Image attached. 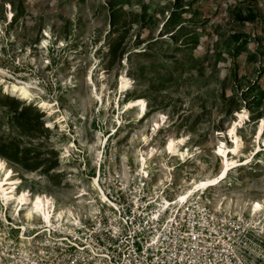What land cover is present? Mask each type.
Wrapping results in <instances>:
<instances>
[{"label": "rangeland", "instance_id": "obj_1", "mask_svg": "<svg viewBox=\"0 0 264 264\" xmlns=\"http://www.w3.org/2000/svg\"><path fill=\"white\" fill-rule=\"evenodd\" d=\"M45 42L48 49L42 50ZM0 71V159L20 179L19 192L49 196L90 229L106 210L94 178L110 197L131 207L136 161L146 151L142 139L160 121L171 127L163 126L147 148L162 151L169 138L186 136L190 148L203 152V167L175 171L176 185L220 171L214 152L235 124L245 153L254 152L264 119V0H1ZM123 76L132 84L127 99L119 90ZM16 81L30 88L34 103L7 94ZM137 98L147 102L150 115L128 127L139 110L125 115L124 105ZM42 101L51 107L43 109ZM52 108L56 113L50 116ZM239 113L245 115L242 122ZM230 140L225 139L229 146ZM256 165L264 169L263 154ZM255 166L236 171L245 183L231 179L233 187L221 190L264 202V173L254 172ZM82 190L90 195L79 204ZM216 192L222 191L211 194ZM88 201L95 203L87 206ZM6 217L11 221L12 212L0 205L1 264L9 261L2 255L11 247L45 249L48 264H57L51 251L62 247L41 235L18 248L19 231ZM22 251L10 255L20 260Z\"/></svg>", "mask_w": 264, "mask_h": 264}, {"label": "bare ground", "instance_id": "obj_2", "mask_svg": "<svg viewBox=\"0 0 264 264\" xmlns=\"http://www.w3.org/2000/svg\"><path fill=\"white\" fill-rule=\"evenodd\" d=\"M1 2V0H0ZM10 23L14 18L11 15L8 17ZM48 37V35H46ZM42 50L48 49V43L41 47ZM1 73V71H0ZM89 81L92 85L93 73L90 74ZM106 92V89H104ZM119 90H121V99L128 97L132 91V84L128 76H123L119 81ZM7 94H12L14 98L22 102H33L34 94L30 88L22 82L16 81L12 84V89H8ZM98 99L102 103L103 98L98 91L96 92ZM42 108L49 109L51 106L46 101H42ZM113 108L106 110L107 114H111ZM135 108L139 110V119L134 121H127L126 126L130 127L135 123L144 122L150 115L148 113L147 102L143 98H137L134 101L125 102V115H129ZM50 116L56 113V111L49 110ZM146 114V115H145ZM145 115V117H143ZM239 120L242 122L245 119V115L239 113ZM157 123V127L148 135H145L142 139L145 153L136 161L138 166V178L134 192V203L139 208L144 207L150 210V206L154 208V212L151 214L153 221L161 222L162 217H166L168 221V227H171V222L182 213L184 206H186L191 200L198 201L201 204L207 200L212 201L214 209L216 211H224L230 215H236L238 217H244L248 215L249 225L253 229L264 230V202L262 200H247L242 199L241 194L230 192L227 190H221L226 187H233L229 184V181L233 179L239 183H245L242 179V175L236 173L241 170L240 168H246L255 166L257 164V158L260 154L264 155V119L260 122L256 132V149L250 155L245 153V141L239 133L238 125L235 124L229 129L228 133L223 134V139L216 148L214 155L221 160V168L217 174L201 177L200 179L191 180L185 183V179L180 180V184L176 185L175 171L184 166L187 169V165H196L203 167V152L201 148H190L189 137L169 138L162 151L157 148H147L151 141H154L161 135L162 127L167 126V122L163 121ZM121 125L119 130L124 126L123 123L118 122ZM113 136H117L116 128H114ZM122 135V133H120ZM112 136V137H113ZM232 139L231 146L225 141V139ZM109 144V140L106 143L100 145V150H106ZM242 158V159H241ZM161 159L160 165L159 160ZM262 164V161H258ZM156 166L160 170L152 172L151 168ZM254 172L264 173V169L261 166L256 165ZM8 172V175L0 181V205L5 212H12L11 221L6 217L5 222L13 229L19 231V244L18 248H23L27 245H31V242L36 240L41 235H47L48 240H57L61 243L71 241L70 237H77L80 233L79 222L75 218V213L71 209L66 207L58 208L52 198L46 195L32 196L30 191L19 192L20 179L15 175V171L6 166L3 159H0V173ZM0 174V176H1ZM101 174H99L100 177ZM124 179L129 180L128 175H125ZM126 183V182H125ZM94 191L98 193L97 198L99 203L106 208V215L112 217L114 222L117 217L114 215V209H119V206L114 202L109 195L100 186L99 178H94ZM125 185V184H124ZM148 185V186H147ZM174 188V189H173ZM222 191L211 194L212 191ZM178 191V192H177ZM173 195L172 200H168L166 196L168 193ZM228 192V194H226ZM220 193V194H217ZM89 193L86 190H82L81 194L77 197L79 204H84L85 199L89 197ZM91 198H89L90 200ZM95 201H88L87 206H91ZM141 210V209H140ZM97 213V212H96ZM143 213V212H141ZM147 213V212H146ZM177 213V214H176ZM34 231V234L30 237L27 236V230ZM56 233H62V236L56 237ZM56 237V238H53ZM157 238H154V242H157ZM81 250H84L82 246H79ZM88 249L92 250L91 245L88 243ZM22 250L9 248V254H4L2 257L8 258L7 264H38L30 255V251H22V256L10 255L11 253H19ZM2 258H0L1 264Z\"/></svg>", "mask_w": 264, "mask_h": 264}, {"label": "built area", "instance_id": "obj_3", "mask_svg": "<svg viewBox=\"0 0 264 264\" xmlns=\"http://www.w3.org/2000/svg\"><path fill=\"white\" fill-rule=\"evenodd\" d=\"M110 198L119 206V209L113 210L118 218L112 222V217H108L104 210L103 219L97 220L93 228L89 229L87 222H79L81 231L77 237H70L71 241L64 243L53 240V245L62 247L59 253L55 249L51 251L54 262L264 264V230L253 229L250 223H246L249 220L248 215L244 214L241 218L224 211H216L210 200L201 204L191 200L179 216L176 213L171 227L167 228L169 220L166 217H162L161 222L152 220V206L147 211L144 207L136 206L134 200L132 206L128 207L118 199ZM54 234L56 237L62 236L60 232ZM156 237L159 238L155 243ZM88 243L92 250L87 248ZM30 255L38 264H48L45 249L30 251Z\"/></svg>", "mask_w": 264, "mask_h": 264}]
</instances>
